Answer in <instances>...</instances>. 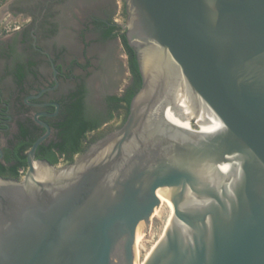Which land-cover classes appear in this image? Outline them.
<instances>
[{
  "label": "water",
  "instance_id": "95a60500",
  "mask_svg": "<svg viewBox=\"0 0 264 264\" xmlns=\"http://www.w3.org/2000/svg\"><path fill=\"white\" fill-rule=\"evenodd\" d=\"M141 86L72 163L0 177V264H264V0H124ZM159 50L190 96L172 101ZM47 128V126L45 125Z\"/></svg>",
  "mask_w": 264,
  "mask_h": 264
},
{
  "label": "flooded vegetation",
  "instance_id": "af4514ba",
  "mask_svg": "<svg viewBox=\"0 0 264 264\" xmlns=\"http://www.w3.org/2000/svg\"><path fill=\"white\" fill-rule=\"evenodd\" d=\"M120 1L6 0L0 5V24L18 22L0 34L1 178L25 175L28 152L47 131L33 161L50 163L49 151L54 166H63L124 123L129 108L114 99L126 96L134 77L121 41L123 35L129 45L126 5ZM76 121L93 128L72 153L65 135Z\"/></svg>",
  "mask_w": 264,
  "mask_h": 264
},
{
  "label": "bare ground",
  "instance_id": "6f19581e",
  "mask_svg": "<svg viewBox=\"0 0 264 264\" xmlns=\"http://www.w3.org/2000/svg\"><path fill=\"white\" fill-rule=\"evenodd\" d=\"M143 67L145 73L149 75L153 81L161 77L165 79L167 93L173 102L190 96L185 87H180L174 67L164 58L159 50L150 49L144 53ZM135 247L138 253L139 241ZM136 264L139 263L136 262Z\"/></svg>",
  "mask_w": 264,
  "mask_h": 264
},
{
  "label": "trees",
  "instance_id": "16d2710c",
  "mask_svg": "<svg viewBox=\"0 0 264 264\" xmlns=\"http://www.w3.org/2000/svg\"><path fill=\"white\" fill-rule=\"evenodd\" d=\"M121 41L124 46V50L127 54L128 69L134 77V84L131 90L127 92L125 97L115 98L114 100L117 102H125L127 108H129V104L132 97L135 95V93L139 90L141 86V76L139 74L138 65L133 49L127 44L126 39L123 35H121ZM91 128H93V126L85 122L76 121L75 123H72L70 130H68L65 135L66 140L68 141L69 149L72 150V153L77 151V144L79 142V138L84 134L85 131ZM61 152L62 151H58V154H60ZM47 159L51 164H56V157L54 156V152L49 153L48 151ZM15 176H18L17 172L15 173Z\"/></svg>",
  "mask_w": 264,
  "mask_h": 264
},
{
  "label": "rangeland",
  "instance_id": "374dc122",
  "mask_svg": "<svg viewBox=\"0 0 264 264\" xmlns=\"http://www.w3.org/2000/svg\"><path fill=\"white\" fill-rule=\"evenodd\" d=\"M6 0H0V5L4 4ZM114 2H117L118 4H121L120 0H114ZM18 22H14V19H11L10 22L4 20L0 24V34H3L6 30H10L13 28V26H17ZM160 227L161 223L158 219L155 217L151 218V235L149 237V240H144L143 242L139 241V254L136 251V256L138 259H136V262L139 264H142L145 258L148 256L149 252L155 245V243L158 240L159 234H160ZM141 243V244H140Z\"/></svg>",
  "mask_w": 264,
  "mask_h": 264
}]
</instances>
